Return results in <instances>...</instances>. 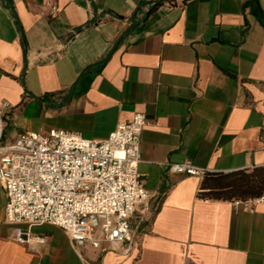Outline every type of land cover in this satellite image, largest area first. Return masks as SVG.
Masks as SVG:
<instances>
[{"label": "crops", "instance_id": "crops-1", "mask_svg": "<svg viewBox=\"0 0 264 264\" xmlns=\"http://www.w3.org/2000/svg\"><path fill=\"white\" fill-rule=\"evenodd\" d=\"M247 1L165 2L136 20L139 0H0L5 137L56 127L103 139L143 112L149 192L127 254L75 248L49 224L32 249L13 238L0 183V264H264V203L235 211V198L202 193L203 175L168 168L264 166V26Z\"/></svg>", "mask_w": 264, "mask_h": 264}, {"label": "built area", "instance_id": "built-area-1", "mask_svg": "<svg viewBox=\"0 0 264 264\" xmlns=\"http://www.w3.org/2000/svg\"><path fill=\"white\" fill-rule=\"evenodd\" d=\"M5 106H0V183L14 240L35 249L45 236L34 227L49 224L62 229L75 248L131 252L148 210L149 192L138 173L145 114L134 112L103 139L52 127L8 140ZM168 168L188 175L205 172L188 160L170 162ZM260 203L264 190L232 200L235 211Z\"/></svg>", "mask_w": 264, "mask_h": 264}, {"label": "trees", "instance_id": "trees-1", "mask_svg": "<svg viewBox=\"0 0 264 264\" xmlns=\"http://www.w3.org/2000/svg\"><path fill=\"white\" fill-rule=\"evenodd\" d=\"M5 1L8 3V0ZM176 1L139 0L132 17L137 20L141 16H146L165 2L172 5ZM246 6H249L251 12L257 16L261 25L264 26V13L261 12L257 0H248ZM81 28L82 26H78L76 31H79ZM201 189L204 195L214 198L232 199L256 196L264 190V166L254 167L250 170L238 169L228 172L205 170L201 182Z\"/></svg>", "mask_w": 264, "mask_h": 264}]
</instances>
